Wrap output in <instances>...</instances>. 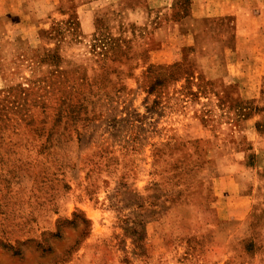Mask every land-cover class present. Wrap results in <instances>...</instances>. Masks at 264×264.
<instances>
[{
    "label": "rangeland",
    "instance_id": "1",
    "mask_svg": "<svg viewBox=\"0 0 264 264\" xmlns=\"http://www.w3.org/2000/svg\"><path fill=\"white\" fill-rule=\"evenodd\" d=\"M0 264H264V0H0Z\"/></svg>",
    "mask_w": 264,
    "mask_h": 264
}]
</instances>
